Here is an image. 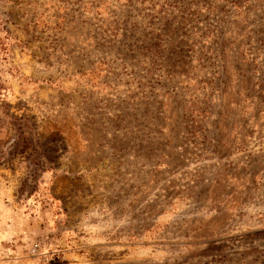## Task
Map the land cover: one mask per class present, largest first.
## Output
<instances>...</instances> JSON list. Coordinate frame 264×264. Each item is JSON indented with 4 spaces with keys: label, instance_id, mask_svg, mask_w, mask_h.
<instances>
[{
    "label": "rangeland",
    "instance_id": "obj_1",
    "mask_svg": "<svg viewBox=\"0 0 264 264\" xmlns=\"http://www.w3.org/2000/svg\"><path fill=\"white\" fill-rule=\"evenodd\" d=\"M0 229L19 264H264V0H0Z\"/></svg>",
    "mask_w": 264,
    "mask_h": 264
},
{
    "label": "crops",
    "instance_id": "obj_2",
    "mask_svg": "<svg viewBox=\"0 0 264 264\" xmlns=\"http://www.w3.org/2000/svg\"><path fill=\"white\" fill-rule=\"evenodd\" d=\"M4 231L0 229V264H15L21 258L18 256L19 245L14 239L17 240L21 236L14 237L15 234L11 235Z\"/></svg>",
    "mask_w": 264,
    "mask_h": 264
}]
</instances>
